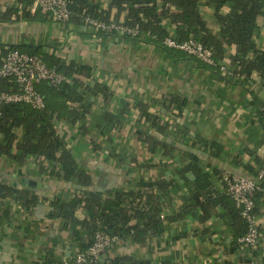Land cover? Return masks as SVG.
Masks as SVG:
<instances>
[{"label": "crops", "instance_id": "0c3cea01", "mask_svg": "<svg viewBox=\"0 0 264 264\" xmlns=\"http://www.w3.org/2000/svg\"><path fill=\"white\" fill-rule=\"evenodd\" d=\"M90 2L108 10L109 0ZM16 3L0 0L2 8ZM227 11L222 8L221 14ZM200 12L216 35L213 10L201 5ZM124 14L109 10L107 15L122 22ZM256 25L255 41L264 50L263 17ZM162 45L144 36L95 33L74 18L57 23L38 15L0 22V54L16 48L53 55L66 65L85 67L89 76L79 77L85 86L106 89L84 101L88 112L82 124H55L57 136L90 178L84 189L46 176L34 161L18 163L0 153V183L36 198L25 208L12 197H0V264L70 259L85 241L86 230L77 222L88 217L81 205L73 220L52 217L51 201L81 200L84 193L111 200L119 191L138 195L144 203V195L158 201L162 233L142 243L114 237L101 263L130 257L149 264H249L233 251L244 226L225 194L224 179L263 174L264 187L263 82L255 72L246 80L237 76L231 65L234 46L225 47L226 74ZM148 182L159 187H142ZM263 198L260 193L254 202L262 256Z\"/></svg>", "mask_w": 264, "mask_h": 264}, {"label": "trees", "instance_id": "16d2710c", "mask_svg": "<svg viewBox=\"0 0 264 264\" xmlns=\"http://www.w3.org/2000/svg\"><path fill=\"white\" fill-rule=\"evenodd\" d=\"M15 1L16 5L12 7L2 8L0 5V22L34 20L38 15L42 16L43 20L53 21L49 13L41 10L30 13L29 9L34 0ZM67 2L72 17L80 23L83 17L88 16L105 22L136 27L139 32L136 38L144 36L157 44H162L167 36L179 42L193 39L211 50L217 68L225 63V47L234 46L236 53L231 58V65L236 68L234 72L242 80L248 79L255 72L264 85V50H260L255 41L256 19L258 17L264 19V0H109L106 11H99V7L90 0H67ZM201 5L213 10L214 20L219 27L216 35L209 32L200 12ZM222 8H227L228 11L221 14ZM109 10L125 13L124 20L122 22L116 19L110 20L107 15ZM91 30L99 34L116 35L113 32L102 33ZM6 51L2 49L0 55L3 56ZM31 55L40 56L47 67L62 74L64 80L57 87L45 82L36 86V90L44 100L43 110H33L23 104L0 106V153L18 163L34 161L40 172L50 178H60L67 183L88 186L89 176L76 164L70 151L57 136L55 124L60 121L71 125L82 124L88 112V106L85 107L84 101L97 93L106 92V89L103 86L98 88L85 86L79 78L89 76L88 70L83 66L66 65L60 58L49 54L34 52ZM16 90L14 82L0 80V91ZM13 144L16 148L14 154ZM187 168H191L197 176L201 175L194 166L189 165ZM141 185L145 189L159 187L158 182ZM144 196L146 200L148 199L145 203L141 197L131 192H116L111 200H102L95 194L84 193L85 198L81 200L53 199L50 207L52 217H59L65 222L73 220L76 209L80 205L83 207L88 221L77 222L86 230L85 241L79 244V250L83 251L92 244L94 235L99 230L110 237L130 238L137 243L160 235L162 224L159 203L152 200L149 195ZM0 197H12L25 208L36 202L33 195L19 192L2 183H0ZM129 198L134 202L126 205ZM233 205L235 206L234 203ZM132 220L135 223L130 225ZM241 220L244 230L234 238L233 251H238L243 261L264 264V256L258 254L260 233L258 243L253 247H244L239 242L246 233V224L242 218ZM98 264L149 263L130 257H116L108 263Z\"/></svg>", "mask_w": 264, "mask_h": 264}, {"label": "built area", "instance_id": "2783aa9c", "mask_svg": "<svg viewBox=\"0 0 264 264\" xmlns=\"http://www.w3.org/2000/svg\"><path fill=\"white\" fill-rule=\"evenodd\" d=\"M31 10L49 13L52 20L57 23H69L73 18L67 0H34ZM81 23L97 32H113L119 37L136 38L139 34L136 27L105 22L88 16L83 17ZM162 44L168 49L182 52L206 65L216 66L211 50L193 39L179 42L167 36ZM219 69L226 74L229 72L225 65L219 66ZM0 80L14 82L17 87L16 91H0V106L23 104L40 111L44 109L45 104L36 86L45 82L57 87L63 82L64 77L48 68L40 56L9 49L0 58ZM262 112L264 114V106ZM262 178L263 174L257 177L227 176L224 179L225 194L235 204L246 224V233L239 239L244 247H253L259 240V224L254 213V198L258 193L264 195V187L260 183ZM115 239L99 230L86 250L76 253L68 260L50 264H98L101 262L103 253ZM249 264L256 263L251 261Z\"/></svg>", "mask_w": 264, "mask_h": 264}, {"label": "water", "instance_id": "95a60500", "mask_svg": "<svg viewBox=\"0 0 264 264\" xmlns=\"http://www.w3.org/2000/svg\"><path fill=\"white\" fill-rule=\"evenodd\" d=\"M73 187H74L75 189H79V190L84 189L83 187H81V186H76V185H74Z\"/></svg>", "mask_w": 264, "mask_h": 264}]
</instances>
